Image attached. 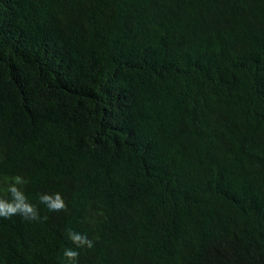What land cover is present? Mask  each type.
<instances>
[{
    "label": "trees",
    "instance_id": "16d2710c",
    "mask_svg": "<svg viewBox=\"0 0 264 264\" xmlns=\"http://www.w3.org/2000/svg\"><path fill=\"white\" fill-rule=\"evenodd\" d=\"M16 176L0 264H264V0H0Z\"/></svg>",
    "mask_w": 264,
    "mask_h": 264
},
{
    "label": "clouds",
    "instance_id": "9594fccd",
    "mask_svg": "<svg viewBox=\"0 0 264 264\" xmlns=\"http://www.w3.org/2000/svg\"><path fill=\"white\" fill-rule=\"evenodd\" d=\"M27 181L21 177L16 176L12 178V182L8 185L7 192L9 198L0 197V217L5 219L11 218L14 215H21L25 219L39 220V211L36 205L32 204L24 190L23 185ZM40 203L46 205L50 211L66 210V203L61 193L54 194L43 193L40 195ZM68 238L76 246V248H65L64 257L67 258L69 264H78L79 251L77 249L82 247H93V241L88 238L86 234L76 232L68 229Z\"/></svg>",
    "mask_w": 264,
    "mask_h": 264
}]
</instances>
